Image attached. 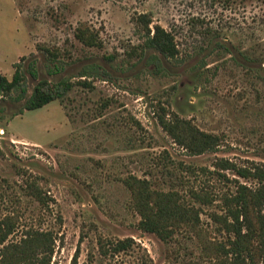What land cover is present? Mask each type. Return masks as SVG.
<instances>
[{
  "label": "rangeland",
  "instance_id": "1",
  "mask_svg": "<svg viewBox=\"0 0 264 264\" xmlns=\"http://www.w3.org/2000/svg\"><path fill=\"white\" fill-rule=\"evenodd\" d=\"M144 20L176 46L163 71L144 47ZM81 25L99 48L76 39ZM16 64L27 96L30 65L38 80L73 87L14 118L22 102L0 100V221H15L2 247L50 231V264H71L76 252V264H213L232 237L212 218L222 197L237 183L257 187L219 161L264 171V0H0V75L11 80ZM160 120L189 122L218 145L191 155ZM130 177L177 192L199 211L196 227H170L168 241L140 230ZM125 239L131 249L114 254Z\"/></svg>",
  "mask_w": 264,
  "mask_h": 264
},
{
  "label": "trees",
  "instance_id": "2",
  "mask_svg": "<svg viewBox=\"0 0 264 264\" xmlns=\"http://www.w3.org/2000/svg\"><path fill=\"white\" fill-rule=\"evenodd\" d=\"M142 19L144 17H141ZM145 19V18H144ZM144 47L154 51L150 63L156 72L163 71L162 60L174 59L177 49L172 36L163 28L156 26L151 32L147 21L144 20ZM152 33V34H151ZM76 39L88 48H99L97 34L82 26L76 31ZM28 73L35 82L30 95L27 96V79L20 64L15 65L11 80L0 75V100L10 99L22 102L20 109L11 118L22 115L25 111H34L54 102L62 101L71 91L72 84L66 79L56 84L48 80H38L37 72L30 65ZM82 75L81 77H83ZM166 124L160 120L162 128L191 155L211 152L218 145V138L196 130L189 122L175 120ZM221 170H232L237 177L257 181V187L250 189L237 183L234 190L222 197L223 215L213 214L212 218L219 221L222 229L232 237L227 244H218L212 256L213 264H264V171L255 167L253 170L237 169L226 160L219 161ZM133 198L134 210L140 217L139 228L143 232L156 235L163 241L172 238L170 227L179 225L196 227L199 222V211L181 201L177 192L167 193L151 189L150 183L130 177L126 181ZM195 199L202 205L214 202L210 193H195ZM35 199L43 206L47 200L38 192ZM15 221L5 218L0 221V247L14 231ZM55 237L52 232L27 231L17 244L2 247L0 264H50L54 252ZM133 241L125 239L113 247L117 254L131 249ZM77 253L71 264H76Z\"/></svg>",
  "mask_w": 264,
  "mask_h": 264
}]
</instances>
